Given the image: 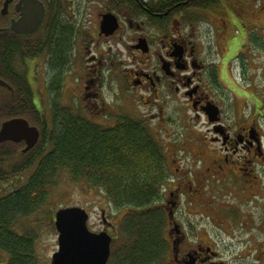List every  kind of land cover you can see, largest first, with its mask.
<instances>
[{"label": "flooded vegetation", "instance_id": "af4514ba", "mask_svg": "<svg viewBox=\"0 0 264 264\" xmlns=\"http://www.w3.org/2000/svg\"><path fill=\"white\" fill-rule=\"evenodd\" d=\"M40 1L45 6L42 23L22 33L11 28L13 20L20 18L19 0H0V40L7 43L0 78L11 86L0 85V103L5 93L16 101L29 99L35 111L32 121L27 120L39 131L36 144L46 131L43 79L50 122L55 105L101 129L114 128L124 120L137 124L160 145L162 131L170 136L177 126L189 130L181 134L186 146L192 147L187 164L172 150L173 143H165L169 145L164 157L165 187L158 204L165 218L163 262L226 264L224 249L199 236L197 226L203 220L182 211V207L208 203L203 208L215 205L218 213L223 204L217 200L219 193L226 190L239 204L229 203L230 221L223 215L217 220L214 213L217 225L227 227L237 219L233 229L238 237L243 230L248 234L247 241H240L242 250L264 261V101L242 89L229 70V60L244 53L240 46L247 40L241 27L244 16H239L242 11H234L232 0H95L94 19L85 0H63L58 16L67 30L60 56L55 43L48 47L57 29L43 24L47 0ZM108 15L109 26L102 29ZM39 58L45 60L43 71ZM69 72L74 86L69 105H64L58 94ZM123 96L131 107L120 111ZM1 109L7 107L0 105ZM12 117L16 116L0 111L2 121ZM12 143L28 151L24 140ZM42 147L45 152L46 146ZM174 162L177 166L172 168ZM248 175L254 179L252 184ZM209 182L216 188L213 198L205 196ZM197 215L206 216L202 211ZM8 256L0 264H7Z\"/></svg>", "mask_w": 264, "mask_h": 264}, {"label": "trees", "instance_id": "16d2710c", "mask_svg": "<svg viewBox=\"0 0 264 264\" xmlns=\"http://www.w3.org/2000/svg\"><path fill=\"white\" fill-rule=\"evenodd\" d=\"M62 1L47 0L43 22L57 29L56 36L49 37L48 47L55 43L60 56L65 51L67 30L58 16L64 9L60 5ZM239 15L246 17L242 12ZM6 46L7 43L0 40V59L4 61ZM60 56L57 59L62 65L64 59ZM4 97L0 105L7 109L1 112L32 121L31 114L35 110L29 99L16 101L6 93ZM45 123L42 141L31 150L21 151L18 144L10 141L0 143L1 181L33 168L22 184L0 197V251L9 255L7 264H37L33 236L15 232L14 224L18 218L36 212L45 203L49 188L54 187L63 172L73 181H86L102 189L110 204L116 209L127 210L123 221L125 236L119 247L111 243L109 264H161L167 246L163 233L165 218L157 204L163 193L166 163L159 154L158 142L149 132L129 121L124 120L111 129H101L55 105L50 128L46 114Z\"/></svg>", "mask_w": 264, "mask_h": 264}, {"label": "rangeland", "instance_id": "374dc122", "mask_svg": "<svg viewBox=\"0 0 264 264\" xmlns=\"http://www.w3.org/2000/svg\"><path fill=\"white\" fill-rule=\"evenodd\" d=\"M85 1V6L89 9L90 15L95 19L96 15H94V8L96 7L94 6L97 5V2L95 0ZM231 7L234 11L236 9L238 11H242V14L246 16L243 17L244 19L241 24L244 25H241V27L245 29L244 38L246 37L247 40L245 41V39H242L244 42L249 43L245 45L244 42H241L242 45L240 46V49L244 50V53L237 58L233 57L229 60L231 64V67L229 68L230 73L233 75V78H235V81H237V84L240 85L242 89L244 88L249 95L252 94L253 97H257L264 101V0H241L240 2L239 0H232ZM39 60L40 70L43 71L42 66L44 65L45 60L42 58H39ZM43 73L46 74V72ZM63 80V85L61 89H59L58 100L64 105H69L71 93L73 91L72 87L74 86V79L69 72L64 76ZM43 81L45 80L43 79ZM43 81L42 91L44 112L46 114L47 123H49L48 128H50V112L47 98H45L46 94L43 88ZM253 97L249 96L248 98L249 100H254ZM55 98L56 96H54L53 99ZM107 98L109 104H111V98ZM240 101H244V97H240ZM124 107L128 110L131 106L128 98L123 96L120 97L118 108L122 111ZM262 107H264V103ZM188 132L190 131L188 130L185 132L180 126L174 127V132H170L173 135L170 136H166L163 131L162 133L159 132L162 144L160 145L158 142L156 145L160 149V156L164 159L169 146L167 144L173 143L175 149L172 150H175L178 156L183 157V163L187 164V162H189L188 159H190L189 156L191 154L190 150L192 147L186 146L187 144L182 140L183 136H181V134H188ZM197 147L201 146L199 145ZM194 150H196V147ZM233 157L237 158L236 156ZM175 166H177L176 162H174L172 168ZM32 171L33 168L31 167L22 174L15 175V177L4 179L2 181L0 180V197L5 196V194L9 193L11 189L13 190L18 184H22V182L30 174H32ZM247 180L249 184L254 182L251 175H248ZM53 186L54 187L49 188L47 200L36 212L28 216L18 218L14 224L13 230H15V232L19 234L30 233L33 236L37 264H51V255L57 249L58 232L54 227L53 214L59 207L77 205L87 209L89 212L88 226L96 232L107 227L102 220L101 210L103 209L107 222H111L114 226L107 228L108 233L114 237L112 245L114 247H119L125 236L123 235V221L127 217L124 213L125 211L127 212L126 209H116L108 202L102 189L97 187L95 188L86 181H73L66 172L60 174L57 183ZM204 192L205 196H211L213 198L216 188L209 182L207 186H204ZM232 195V192L229 190L219 193V198L217 200H220L223 204L219 208L220 211L218 213H215V205L208 208V210H205L203 207L207 208L211 205L208 203H206L203 207L200 205L193 206L192 208L182 207V211H184L187 215H193V217L198 218L199 221L203 220V225H200L198 222L199 225L197 226V229L200 232L199 236L202 239L206 238L212 241V244L216 248L221 250L224 249L222 260L226 262V264H264L262 259L256 258V253H250L248 250H242L240 241H247L246 238L248 237V234L246 233L247 230H243L241 237H238V232L233 229L237 219L231 222V224L229 223L227 227L226 225L222 227L217 225L215 215L217 216V220H220V216L222 215L227 217L229 221L231 220V208L228 207L229 203L231 205L234 203L239 204V202L233 198ZM205 200L206 202H209L207 199ZM215 208L217 209V206ZM199 211L206 214L205 218L201 219L202 215H197ZM214 213L215 215L213 216ZM204 223H206V225H204ZM234 228H236V225ZM5 253L3 255L0 254V260L3 262L6 261L8 256V254ZM262 255L264 257V253ZM161 264L166 263L161 262Z\"/></svg>", "mask_w": 264, "mask_h": 264}, {"label": "water", "instance_id": "95a60500", "mask_svg": "<svg viewBox=\"0 0 264 264\" xmlns=\"http://www.w3.org/2000/svg\"><path fill=\"white\" fill-rule=\"evenodd\" d=\"M3 6L2 11L4 12ZM20 18L13 20L11 28L17 32H31L44 19L45 6L40 0H19ZM101 22L102 29L109 26V15ZM111 19V18H110ZM0 85L11 86L0 78ZM0 142L6 140L26 142L25 150L33 147L39 137L36 126L24 117H12L0 124ZM103 214V213H102ZM88 212L81 206L59 207L54 213L57 229V249L52 253L51 264H107L112 236L106 230L98 232L88 226Z\"/></svg>", "mask_w": 264, "mask_h": 264}]
</instances>
